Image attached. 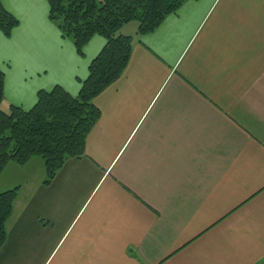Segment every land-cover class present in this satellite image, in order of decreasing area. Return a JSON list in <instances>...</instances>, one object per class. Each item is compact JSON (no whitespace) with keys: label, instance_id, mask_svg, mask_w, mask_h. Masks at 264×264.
I'll use <instances>...</instances> for the list:
<instances>
[{"label":"crops","instance_id":"crops-1","mask_svg":"<svg viewBox=\"0 0 264 264\" xmlns=\"http://www.w3.org/2000/svg\"><path fill=\"white\" fill-rule=\"evenodd\" d=\"M1 3L19 21L0 31L3 108L76 95L104 39L80 56L45 0ZM131 22L85 156L48 184L38 156L0 173L26 168L1 188L18 187L0 264H264V0H186L145 35Z\"/></svg>","mask_w":264,"mask_h":264},{"label":"trees","instance_id":"trees-1","mask_svg":"<svg viewBox=\"0 0 264 264\" xmlns=\"http://www.w3.org/2000/svg\"><path fill=\"white\" fill-rule=\"evenodd\" d=\"M184 1L46 0L48 19L62 37L72 40L78 55H83L94 35L105 42L89 63L88 75L76 95L60 85L40 89L29 109L15 104L3 108L5 73L0 69V173L8 163L21 166L38 156L45 169L43 183L48 184L66 160L85 156V140L100 116L94 99L122 75L130 59L132 36L119 33V29L136 21L139 35L151 33ZM18 23L0 0L1 33L9 37ZM17 190L0 191V248Z\"/></svg>","mask_w":264,"mask_h":264},{"label":"rangeland","instance_id":"rangeland-1","mask_svg":"<svg viewBox=\"0 0 264 264\" xmlns=\"http://www.w3.org/2000/svg\"><path fill=\"white\" fill-rule=\"evenodd\" d=\"M131 23L135 24L136 22L132 21ZM43 35L48 36L45 31H44ZM5 63L7 64V62H5ZM4 107H5V105H4ZM25 169L26 168H23V167L16 168L15 170H17V173L9 171V172H7V176H6V174H4L3 178L0 180V191H1V188H5V186H7V184H9V183L11 184V182H13V180L15 181L16 179L19 180L20 178H22L25 175L24 174ZM6 177H8V178H6Z\"/></svg>","mask_w":264,"mask_h":264}]
</instances>
